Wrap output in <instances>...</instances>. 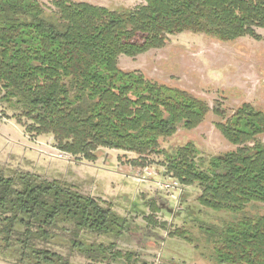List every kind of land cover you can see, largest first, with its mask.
I'll return each mask as SVG.
<instances>
[{
    "label": "trees",
    "instance_id": "trees-1",
    "mask_svg": "<svg viewBox=\"0 0 264 264\" xmlns=\"http://www.w3.org/2000/svg\"><path fill=\"white\" fill-rule=\"evenodd\" d=\"M141 1L135 9L110 10L69 0L50 6L0 0V102L19 124L26 122V133L51 137L73 158L95 161L109 149L145 165L162 156L172 179L200 189L201 208L230 217L200 228L212 262L264 264V111L246 103L232 111L218 102L211 107L139 71L118 68L119 57L161 49L181 33L223 43L259 40L264 0ZM209 114L219 119L215 127L234 151L205 157L193 143L161 148ZM150 208L160 211L156 203ZM128 230L109 203L69 183L27 172L7 176L0 168V257L15 264H69L53 250L62 237L89 264H138L135 254L117 248ZM93 236L103 242L89 243ZM169 237L190 241L184 230Z\"/></svg>",
    "mask_w": 264,
    "mask_h": 264
},
{
    "label": "rangeland",
    "instance_id": "rangeland-1",
    "mask_svg": "<svg viewBox=\"0 0 264 264\" xmlns=\"http://www.w3.org/2000/svg\"><path fill=\"white\" fill-rule=\"evenodd\" d=\"M39 1L50 6L53 0ZM69 1L110 10L135 9L144 4L141 0ZM256 33L259 40L244 37L232 43L181 33L169 37L161 49L135 58L119 57L118 68L139 71L146 78L184 90L211 107L218 102L232 111L246 103L264 111V29H257ZM217 122L219 119L209 114L197 128L179 131L161 148L170 151L193 143L205 157L234 151L236 147L216 129ZM21 123L0 102V168L5 175L27 172L48 181H64L82 194L109 203L129 223L128 232L116 241L117 248L135 254L138 264H214L200 228L220 226L230 217L201 208L197 203L200 189L183 187L172 179L161 166L162 156L149 157L146 166L136 161L133 154L109 149H101L95 161L76 159L60 152L51 137L26 133L22 127L26 122ZM259 139L264 143V135ZM143 170L151 175L139 181ZM151 202L160 207L157 214H153ZM174 230L186 231L190 241L170 238L169 233ZM88 242L100 243L103 239L93 236ZM53 250L68 259L69 264H89L71 250L65 238L57 239ZM0 264L15 263L0 257Z\"/></svg>",
    "mask_w": 264,
    "mask_h": 264
},
{
    "label": "built area",
    "instance_id": "built-area-1",
    "mask_svg": "<svg viewBox=\"0 0 264 264\" xmlns=\"http://www.w3.org/2000/svg\"><path fill=\"white\" fill-rule=\"evenodd\" d=\"M145 175L146 176H150L151 174L150 173H148L146 170H143L142 172H141V176L140 177H138V180L140 181H145V180H147L146 179V177H145ZM177 183H175L174 185H176ZM166 187V186H165ZM170 186H167L166 188H169ZM173 187V186H172Z\"/></svg>",
    "mask_w": 264,
    "mask_h": 264
}]
</instances>
